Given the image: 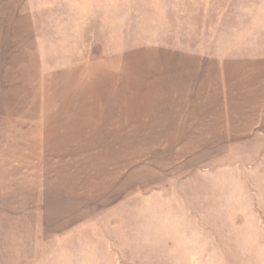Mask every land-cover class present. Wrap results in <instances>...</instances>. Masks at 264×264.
<instances>
[{"label": "rangeland", "instance_id": "374dc122", "mask_svg": "<svg viewBox=\"0 0 264 264\" xmlns=\"http://www.w3.org/2000/svg\"><path fill=\"white\" fill-rule=\"evenodd\" d=\"M190 3L264 37V0H0V40L18 24L51 61L0 93V264H264V129H178L202 64L160 49L187 38L169 15ZM111 13L117 36L97 25ZM214 99L196 97V128L229 127Z\"/></svg>", "mask_w": 264, "mask_h": 264}, {"label": "crops", "instance_id": "0c3cea01", "mask_svg": "<svg viewBox=\"0 0 264 264\" xmlns=\"http://www.w3.org/2000/svg\"><path fill=\"white\" fill-rule=\"evenodd\" d=\"M215 4L210 3L209 6L200 5L199 7L192 6L190 3L181 9H176L175 14L169 15V17L176 16L180 25L178 27L181 29L183 26L188 36L185 39H174L173 37L172 40L162 41L163 45L160 51L164 57L199 62L202 66L194 65L193 71L199 77L201 74L204 75L200 77L199 83L203 84L201 86L199 84V89H189L192 97L183 99L182 103L178 102L180 100L178 97V109H176L178 129L190 127L196 131L201 128L203 131H207L204 138L216 135L225 137V142L222 144H232L234 143L232 141L237 140H245L248 145L261 144L262 139H257L254 142L256 139L254 137L255 131L260 128L264 129V37L257 39L255 44L244 43L248 42L245 39L250 34L252 37L256 33L257 27H251L250 32V29L248 32H244L239 25L233 24V19L238 20L239 13L233 15L235 11L228 5H220L216 9ZM107 15L101 16L103 21L97 25L105 27V33L119 35L120 17L112 13ZM189 20L192 22V29ZM185 23L188 24L187 27L184 25ZM16 30L11 41L8 38L9 33L6 37L2 36L0 40V93L15 90L17 95L18 88L23 87L24 84L22 76L26 73L25 67H38L37 70H28L32 74H37L40 73L41 66L50 65L51 61L46 62L41 57L42 51L39 46L27 45L24 42L25 39H22L23 29L19 33L18 24ZM215 35H224V37L214 40ZM110 43H112L111 46H103V48L111 49V54L114 55L118 48L113 45L114 42ZM26 46L32 47V52L25 53ZM111 54L106 57L110 59ZM206 75H208L207 78H205ZM20 77L21 81H19ZM198 93L203 95L198 96ZM196 97H199L200 100L209 98L211 102L215 100L214 97H222L224 103H227V105L224 104V114H230L226 118L229 127L219 128L209 123L206 127L201 125L196 128L195 122H189V118L186 116L190 113L192 115L197 113ZM204 102L206 103V101ZM211 109L214 108L211 107ZM215 120L216 118H214ZM182 136L184 138L185 134ZM205 144L215 145L218 143L213 139L212 142H205Z\"/></svg>", "mask_w": 264, "mask_h": 264}]
</instances>
